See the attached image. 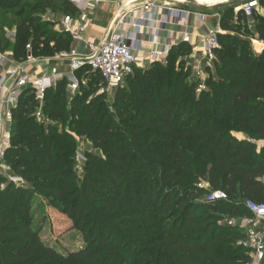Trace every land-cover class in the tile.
<instances>
[{
	"label": "trees",
	"instance_id": "16d2710c",
	"mask_svg": "<svg viewBox=\"0 0 264 264\" xmlns=\"http://www.w3.org/2000/svg\"><path fill=\"white\" fill-rule=\"evenodd\" d=\"M23 1L0 0V10L16 9ZM27 1L31 5L22 10L44 7L52 15L77 13L68 0ZM259 4L264 8V0ZM224 6L219 48L198 95L197 82L188 83V75L181 79L182 59L191 54V47L183 42L171 47L165 64L133 68L113 91L112 115L104 96L95 95L102 84L99 76L87 67L75 73L80 86L74 96L68 97L65 79L44 94L42 116L63 123L65 104L69 106L67 113L87 124L78 130L80 136L102 152L113 171L131 181L132 186L127 183L123 189L118 175L103 168L101 179L90 180L83 197L110 207L115 216L110 220H126L132 233L143 237L142 245L155 246L151 247L156 255L153 264L249 262L245 235L211 222L220 220L221 210L229 212L231 219L250 217L244 207L247 201L264 205V145L257 151L251 141H264V48L258 55L251 49L252 40L264 45V18L257 12L245 17L234 12L235 5ZM22 14H18L14 41L7 50L0 37V52H10L22 61L28 53L47 58L70 51L68 34L47 31L38 15ZM177 57L182 59L177 61ZM37 107L34 95L24 90L12 109L10 144L2 160L26 181L50 179L46 185L34 182L35 190L64 202L68 191L62 164L67 144L54 131L40 134ZM126 120L133 122L130 135L126 133L130 127L120 126ZM136 131H145L161 145H151ZM236 133H244L248 140H238ZM0 181L5 183L4 178ZM201 182L207 188L198 187ZM213 192L223 193L226 199L207 201ZM28 194L26 188L10 181L0 189V264H97L98 256L104 254L123 256L127 264L134 260L132 251L110 243L104 232L95 246L62 256L42 243L33 230ZM78 206L76 202L64 215L80 223L86 210Z\"/></svg>",
	"mask_w": 264,
	"mask_h": 264
},
{
	"label": "rangeland",
	"instance_id": "374dc122",
	"mask_svg": "<svg viewBox=\"0 0 264 264\" xmlns=\"http://www.w3.org/2000/svg\"><path fill=\"white\" fill-rule=\"evenodd\" d=\"M230 1L203 6L187 2L178 4L187 3V7L194 11L207 13L210 11L211 13H220L222 7H225L224 5H235L237 9L241 4L250 0H237L234 4H228ZM31 3V1L25 0L16 9L0 10V37L2 39L3 49L7 50L9 45H11L14 41L15 27L20 20L18 17L19 13H23L22 17L38 15L37 19H40V21L44 23L47 31L57 32L54 31L55 26H58L59 32L62 31V28L56 19L50 20L51 14L49 10H46L44 7H41L38 11L31 9L22 10V7L31 5ZM61 16L64 15H57L58 19ZM25 49L26 51H29L30 46L27 44ZM191 55H194L192 54V50L188 57H183V59L177 57V61L182 59L180 71L183 76L181 79L183 80L184 76L188 75L187 78H185L188 83L197 82L195 94L198 95L201 90L204 89L203 83L207 78V71L205 69L206 62L202 58H198L197 56L191 57ZM200 61V66H202L201 70H203L204 73L206 72L205 78H199L195 70L198 66L197 63ZM160 62L162 64L166 63L165 59ZM149 66L150 65L140 67L138 69L143 70ZM67 95L68 97H71V94L67 93ZM95 95L100 94L96 91ZM100 96H104V103L108 113L111 115L114 114L115 100L113 92L109 94H101ZM135 101V103H137V100ZM68 107L69 106L65 104L63 123L51 122L44 116L41 122H36L37 125L41 126L40 134L42 136H45L47 132L50 133L51 131H54L55 134L67 144L68 152L62 164L64 183L68 191L65 195V201L59 202L44 190H35V186L33 184L34 182H43L46 185L50 183V179H33L31 181L21 179L19 176L13 174L12 170H10V166L3 163V160L0 161V179L4 178L5 183L0 181V189H3L8 181L13 183L11 178L19 179L17 183L13 184H15L16 187L26 188L29 193L28 196L33 230L38 233V237L42 243L51 249H54L64 257H67L70 252L82 250L86 247V245L95 246L100 234L104 232L107 234L110 243L113 242L115 245L121 247V249L128 248L134 253L135 258L130 262L131 264H153L156 255L151 252V247L155 248V246L142 245L140 239H143V237L132 233L130 228L132 226H130L126 220H122L120 217L115 220H110L115 217L112 213H110V207L103 208L102 205L84 200L83 193L84 190L88 188V182L90 180L93 182L101 179L103 168H106L108 171L118 175V181H122L121 184L123 189L125 185H128L127 183L131 186L132 183L126 178L124 173H117L116 171H113L111 164L106 160L102 152L95 149L84 137L80 136L81 133L78 130L86 129L87 124L84 121H79V119L77 120V118L73 115L67 113L69 109ZM124 119H128L127 116ZM132 123L133 122L131 120H126V122L122 123L120 122V126L124 130L126 127H130L126 132L128 135L133 132V129L130 126ZM136 133L141 135L143 138H146L145 141L151 145H161L158 142L152 141V135L147 134L145 131H136ZM234 136L238 140H248L247 135L244 133H236ZM251 141L257 146V151L264 145V141L262 140ZM198 187L207 188V185L205 182H201L198 184ZM105 193L106 192H104V194ZM76 202H78V207L84 206L86 210L80 223H77L76 220L70 221L64 215L65 211H70ZM200 211L201 209L199 208L196 213L198 214ZM219 217L220 220H216L211 223L219 227L229 228L227 222L231 219L230 213L226 210H221V215ZM245 249L247 250V255L249 257L248 264H253L249 248L245 247ZM128 262L129 261L123 256H112L106 254L98 256L96 260L97 264H127Z\"/></svg>",
	"mask_w": 264,
	"mask_h": 264
},
{
	"label": "built area",
	"instance_id": "2783aa9c",
	"mask_svg": "<svg viewBox=\"0 0 264 264\" xmlns=\"http://www.w3.org/2000/svg\"><path fill=\"white\" fill-rule=\"evenodd\" d=\"M77 9L82 10L86 1L82 0H68ZM174 3L169 0H142L137 7L132 8L128 13L132 17L128 20L127 14L121 6L120 16L117 19L115 28L108 34L105 41L100 45L89 44V54L86 57L79 58L75 51L62 52L53 58L60 63L66 64L69 67L67 74L58 73L56 68H51L45 74L36 75L32 71L31 66H37L42 63L49 65L52 59H35L30 54L23 61H16L10 53L0 52V161L4 151L9 147L10 136L9 128L11 124L12 109L18 103L19 96L24 90H29L35 100L38 102V107L35 112L36 122H41L42 116V102L44 94L49 89H54L59 80L65 79L67 81V92L74 96L80 86V81L77 79L75 73L83 67L90 69L91 73H95L101 80V85L98 87V94H109L117 89L123 83L124 78L131 74L133 68L136 67L137 58L134 55V48L132 42L138 33L143 31H152L153 37L156 38L158 29L153 24L154 16L166 14L165 21L181 20L188 18L193 13L187 10L178 9ZM134 5V3H133ZM240 11L245 17H250L253 12L262 13L264 9L261 8L259 0H250L240 5L234 12ZM150 15H153L151 18ZM198 17L199 21L205 18V15L196 13L193 14ZM263 15V14H262ZM264 16V15H263ZM217 19H221V14L214 15ZM236 22V18L234 19ZM62 33H66L72 37L73 40H79L80 37L76 32H73L71 26V18L66 16L61 23ZM220 27L215 31L201 37L200 44L202 45L203 60H205V69H212L214 60V51L219 48L217 35L222 34ZM187 45L190 44L189 37L183 35L182 41ZM253 42V41H252ZM255 43V42H253ZM171 47H166L163 53L152 54L151 61L157 62L162 56L169 53ZM192 53L196 51L195 46L192 45ZM201 61L197 63L195 68L199 78H205ZM204 69V70H205ZM84 84V80H82ZM13 183H17L19 179L11 178ZM226 197L221 192L210 193L207 201L225 200ZM244 207L250 213V217H242L230 219L227 222L229 228L237 229L242 232L246 241L243 246L248 247L253 264H262L264 260V205L256 204L247 201Z\"/></svg>",
	"mask_w": 264,
	"mask_h": 264
},
{
	"label": "crops",
	"instance_id": "0c3cea01",
	"mask_svg": "<svg viewBox=\"0 0 264 264\" xmlns=\"http://www.w3.org/2000/svg\"><path fill=\"white\" fill-rule=\"evenodd\" d=\"M86 1L83 5L82 10L77 9L73 6L77 13L75 15H66L71 18V26L73 32H76L80 37L79 40H73L71 43L70 51H75L79 58L86 57L89 54L88 46L89 44L100 45L102 44L108 34L115 28L118 17L120 16L121 10L125 8L124 14H127V19L129 20L132 16L131 13H128L132 8L137 7L138 3L142 0H82ZM69 2V1H68ZM173 2V1H172ZM70 3V2H69ZM134 3V5H133ZM71 4V3H70ZM193 4V3H192ZM124 5V6H123ZM175 7L178 9H183L192 12L193 14L200 13L205 15V18L202 21L198 20L196 15H190L188 18L181 20L179 23L178 20L171 22L168 20L165 21L166 14L159 13L158 15H150L154 18L155 23L154 27H157L158 32L156 38L153 37L152 31H143L138 33L134 41L131 43L134 48V55L137 58V64L135 68L145 67L153 63L151 61L152 54L163 53L166 47H172L173 45L182 41L183 35L189 37L190 47L195 46L196 51L193 52L191 57L197 56L198 58H203L202 55V45L200 44L201 37L215 31L217 27H220V21L214 15L216 13L194 11L187 7V3L178 4L174 3ZM121 6H123L122 9ZM216 7V6H215ZM207 8V7H205ZM213 8V7H211ZM264 9L263 7H261ZM208 9V8H207ZM219 13V12H218ZM258 13V12H257ZM260 14V13H258ZM264 12L260 15L264 18ZM64 16H61L59 19L57 15L51 14V19H56L61 26L62 19ZM62 28V27H61ZM54 31L59 32L58 26H55ZM59 33H62L61 31ZM255 43H253V42ZM251 41L252 51L258 55L264 48V45L256 40ZM68 51V52H70ZM10 53V52H5ZM11 54V53H10ZM35 59H45L34 57ZM27 54V56H28ZM57 55V54H56ZM26 56V57H27ZM53 57H47L52 59L49 65H44L42 63L37 66L28 67L32 68V71L36 75L45 74L51 68H56L58 73L67 74L69 72V67L66 64L60 63L57 60H53ZM165 55H162L157 62H160L165 59ZM26 59V58H25ZM24 59V60H25ZM23 61V60H22ZM67 89V88H66Z\"/></svg>",
	"mask_w": 264,
	"mask_h": 264
},
{
	"label": "bare ground",
	"instance_id": "6f19581e",
	"mask_svg": "<svg viewBox=\"0 0 264 264\" xmlns=\"http://www.w3.org/2000/svg\"><path fill=\"white\" fill-rule=\"evenodd\" d=\"M170 1V0H169ZM171 1H176L177 3H184L185 0H171ZM193 3L197 4V5H210V4H217V3H225V2H228L230 0H192ZM124 6V5H123Z\"/></svg>",
	"mask_w": 264,
	"mask_h": 264
},
{
	"label": "water",
	"instance_id": "95a60500",
	"mask_svg": "<svg viewBox=\"0 0 264 264\" xmlns=\"http://www.w3.org/2000/svg\"><path fill=\"white\" fill-rule=\"evenodd\" d=\"M236 1H237V0H232V1H230V3H228V4H234ZM185 2H187V3H193L192 0H185Z\"/></svg>",
	"mask_w": 264,
	"mask_h": 264
}]
</instances>
